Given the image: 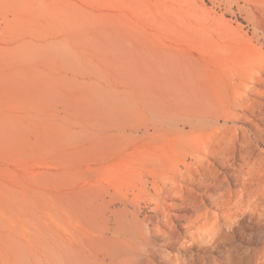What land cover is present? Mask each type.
Listing matches in <instances>:
<instances>
[{"label": "rangeland", "instance_id": "rangeland-1", "mask_svg": "<svg viewBox=\"0 0 264 264\" xmlns=\"http://www.w3.org/2000/svg\"><path fill=\"white\" fill-rule=\"evenodd\" d=\"M0 264H264V0H0Z\"/></svg>", "mask_w": 264, "mask_h": 264}]
</instances>
